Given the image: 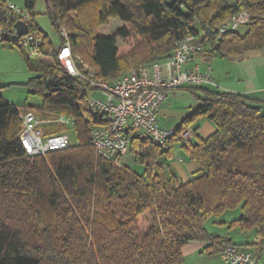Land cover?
Instances as JSON below:
<instances>
[{
    "label": "trees",
    "instance_id": "obj_1",
    "mask_svg": "<svg viewBox=\"0 0 264 264\" xmlns=\"http://www.w3.org/2000/svg\"><path fill=\"white\" fill-rule=\"evenodd\" d=\"M169 1L46 0V4L57 30L60 22L69 32L78 70L85 72L87 64L95 71L93 80L113 82L134 68L164 61L177 41L189 34L208 40L209 55L219 52L238 58L264 49V0H173L172 5ZM36 3L24 0L31 31H40L33 12ZM7 6L6 1L0 3V17ZM241 11L251 15L245 34L230 31L217 41V26ZM112 18L123 25L110 35L98 33V27ZM208 28L213 29L211 36ZM41 33L44 43L38 62L27 58L39 71L28 86L42 98L43 118L64 114L75 119L73 128L46 124L45 134L71 130L74 143L45 155H28L19 139L21 114L28 108L19 109L0 94V264H184L182 249L192 241L207 242L204 250L211 254L235 244L206 225L211 220L226 224L219 219L236 209L241 215L229 227L255 230L257 240L245 245L264 250L261 103L240 93L189 87L202 93L199 105L164 148L149 138L132 136L128 153L145 165L140 174L96 151L91 131L106 125L107 116L89 111L90 83L67 71L58 48ZM200 117L216 127L207 137L195 125ZM189 128L194 140L185 144L198 169L184 182L167 160Z\"/></svg>",
    "mask_w": 264,
    "mask_h": 264
},
{
    "label": "built area",
    "instance_id": "obj_2",
    "mask_svg": "<svg viewBox=\"0 0 264 264\" xmlns=\"http://www.w3.org/2000/svg\"><path fill=\"white\" fill-rule=\"evenodd\" d=\"M31 21L29 10L9 2L0 17V41H12L22 44L29 56L40 55L44 36L40 31L20 34L16 24ZM251 15L241 11L230 15L216 28L217 41L230 31H237L248 25ZM63 42L58 48V58L72 76H79L90 83L92 91H99L101 96H91L88 109L92 114H105L107 124L95 126L91 131V142L103 157L121 164L119 158L130 147L133 135L149 138L155 145L164 148L167 141L176 134V128H163L159 121V111L168 99L171 90L182 86H217L211 70L204 72L188 70L194 55L206 49L208 40L189 34L177 41L172 56L164 61L143 65L132 69L126 75L113 82L93 80L95 71L87 69L81 73L74 61L67 28L56 22ZM93 70L94 72H92ZM22 129L20 142L28 155H45L49 152L69 148L73 143L68 133L46 135L45 124H61L69 128L75 125V119L64 114L43 118L39 112L27 109L21 114ZM194 131L187 129L181 134L185 143L193 139ZM222 254L226 264H264L250 251L235 244L224 247Z\"/></svg>",
    "mask_w": 264,
    "mask_h": 264
},
{
    "label": "crops",
    "instance_id": "obj_3",
    "mask_svg": "<svg viewBox=\"0 0 264 264\" xmlns=\"http://www.w3.org/2000/svg\"><path fill=\"white\" fill-rule=\"evenodd\" d=\"M55 47L59 48L60 46ZM210 49L211 46L204 53L194 55L192 61L184 68L201 72L210 69L217 86H201L244 94L264 106V49L248 52L238 58L222 56L221 59H216L217 63L214 65H212V61L215 60V56L209 55ZM189 87L192 86H182L169 92L168 99L158 115V121L163 128H178L183 119L199 105L198 97L202 93L200 91H191ZM91 96H101V93L99 91H91ZM207 120L209 119L206 117H200L195 122V125L199 127L198 133L202 126L206 137L216 130L214 125L210 123L211 121ZM193 140L194 138L191 142ZM167 164L184 182L192 179L194 172L198 169V164L190 157L184 141L174 144L171 158L167 160ZM209 224L207 223L206 225L209 231L229 237L233 243L250 251L264 263V250L258 245H245L257 240L255 230L244 231L240 229L237 235H232V230L236 227L226 229L227 222L226 224H220L211 220ZM207 245V242L202 241H192L186 244L182 249L185 257L184 264H226L222 252L211 254L204 250Z\"/></svg>",
    "mask_w": 264,
    "mask_h": 264
},
{
    "label": "rangeland",
    "instance_id": "obj_4",
    "mask_svg": "<svg viewBox=\"0 0 264 264\" xmlns=\"http://www.w3.org/2000/svg\"><path fill=\"white\" fill-rule=\"evenodd\" d=\"M4 1L8 3L13 2L19 6H24V0H0V3ZM33 12L37 28L41 32H43L44 35L47 36L48 40L51 41L55 46H61L62 38L50 18L46 0H37ZM122 25L123 22L119 18H112L107 24L99 26L97 31L102 35H110ZM247 30L248 25H243L239 28L238 32L240 34H245ZM210 46L211 45L207 43L205 50L209 49ZM213 56H215V60L212 61V65L217 63L216 59L222 58V55L219 52H214ZM28 57L31 59V61L38 62V55L29 56L27 52L24 51L17 43L12 41L0 42V94L7 101H9L11 104L15 105L19 109L27 107L28 109H33L36 112H39L42 106V98L39 94L31 93L30 88L28 86L29 80L32 77L36 76L39 71L37 72L29 66V63L27 61ZM78 60L81 61L79 57ZM86 65L87 64L83 65L84 70L87 69ZM88 67L89 69H93L90 66ZM93 70L91 71L94 72ZM202 128L203 127L201 126L199 134L203 137H206V135L203 133ZM68 134L71 137L72 143H74L73 132L69 130ZM120 162L121 165L129 166L134 171L140 174L144 172L145 165L141 162L139 158L130 153L124 155L121 158ZM240 215L241 211L239 209L230 210L225 212V214L221 217L220 220L229 223L230 221L239 218ZM209 223L210 221L208 222V224ZM226 226V229H229V225L226 224ZM232 231V235H237V233L240 232V228L236 227Z\"/></svg>",
    "mask_w": 264,
    "mask_h": 264
},
{
    "label": "water",
    "instance_id": "obj_5",
    "mask_svg": "<svg viewBox=\"0 0 264 264\" xmlns=\"http://www.w3.org/2000/svg\"><path fill=\"white\" fill-rule=\"evenodd\" d=\"M169 4L172 5L173 4V0H170L169 1ZM184 13L186 15L189 14V12L187 10L184 11ZM16 27L18 29V31L20 32V34H27L29 32V26L26 22L24 21H19L17 24H16ZM208 35L211 36L213 34V29L212 28H208Z\"/></svg>",
    "mask_w": 264,
    "mask_h": 264
}]
</instances>
